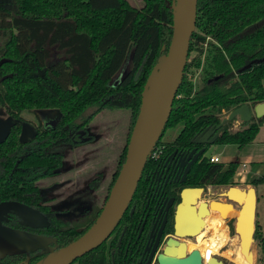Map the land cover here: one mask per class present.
Instances as JSON below:
<instances>
[{"label":"trees","instance_id":"trees-1","mask_svg":"<svg viewBox=\"0 0 264 264\" xmlns=\"http://www.w3.org/2000/svg\"><path fill=\"white\" fill-rule=\"evenodd\" d=\"M170 1L142 0L137 7L129 0H0V58H8L0 64V104L13 115L22 110L52 108L60 113L56 126L36 131L28 141L19 138V126L15 124L0 142V200L25 202L50 220L48 226H22L25 229L53 235L58 245H63L80 235L98 215L102 205L92 201L72 218L64 217L66 209L51 203L50 183L37 181L63 169L65 147L92 137L74 141L70 131L76 133L81 127L86 134L90 119L104 108H129L126 143L105 201L125 157L144 82L171 38ZM193 48L203 58L186 61L164 131L182 126L171 140L160 137L154 147L159 151L186 148L206 124L217 126L236 106L264 100V61L239 71L246 62L264 56V0H197L189 50ZM128 62L124 77L110 83ZM190 65L199 68L195 79L186 74ZM89 106L94 109L84 113ZM234 119L220 125L216 143L243 145L252 141L264 115L240 121L243 127L231 130ZM150 159L148 156L146 163ZM238 165V161L225 164L204 156L190 166L187 183H230ZM98 180L99 176L92 187ZM260 182L264 183V174L251 180L253 184ZM134 214L128 208L123 213L120 223H126L127 228L120 246L114 238L113 256L110 252L107 255L103 241L73 263L129 264L124 241L133 228ZM14 219L5 223L21 226ZM253 235L259 248L257 262L264 264V233L256 227ZM24 257L6 255L0 258V264H15ZM38 257L32 255L30 262Z\"/></svg>","mask_w":264,"mask_h":264},{"label":"water","instance_id":"water-1","mask_svg":"<svg viewBox=\"0 0 264 264\" xmlns=\"http://www.w3.org/2000/svg\"><path fill=\"white\" fill-rule=\"evenodd\" d=\"M168 5L172 9L171 38L166 52L158 56L144 82L139 109L127 141L124 160L98 215L80 235L63 245H58L53 235L5 223L10 215L14 214L19 217L20 224L24 226L44 227L50 224L46 214L19 200H0V258L12 254H25V257L15 264H71L77 257L101 244L118 224L129 206L147 158L164 131L173 99L183 76L192 33L195 29L197 0H171ZM7 59L6 57L0 58V64ZM262 61H264V56L253 58L243 64L239 71ZM128 68L129 62L118 70L110 83L116 84L121 80ZM262 115H264V100L255 104H241L221 118L217 125L218 130L212 136L207 139L212 133V130H208L205 137L193 138L192 141L212 143L217 139L220 125L226 120L238 118L240 121H249L253 117ZM9 128L10 120L0 119V142L8 135ZM26 135L27 129L23 125L19 138L24 140ZM203 151L204 148L197 151L193 148L180 162V165L184 167L182 179ZM199 190H202V187L187 186L181 189V200L177 203L175 212V228L179 235L184 233L179 230L182 225L194 224L193 228L186 233L196 234L204 223L201 218L199 222H193L191 218V212L195 209L197 201L193 195ZM219 193L226 200L212 199L209 203L202 201L199 202L198 208L202 209L204 215L210 214L214 206L218 208L220 214L226 213L228 208L234 209L233 216L226 215L224 218L234 219L233 229L239 238L240 251L248 262L253 263L254 254L251 244L254 241L256 189L253 185L247 187L229 185ZM132 210L133 206L130 212ZM176 243L178 241L174 238L167 240L163 251L158 254V264H203L197 250L192 249L186 253L185 244L180 242L177 247ZM32 255H40V257L30 262ZM205 264L226 263L222 258L212 255Z\"/></svg>","mask_w":264,"mask_h":264},{"label":"rangeland","instance_id":"rangeland-1","mask_svg":"<svg viewBox=\"0 0 264 264\" xmlns=\"http://www.w3.org/2000/svg\"><path fill=\"white\" fill-rule=\"evenodd\" d=\"M129 1L137 7L142 5V0ZM193 57H200L202 59L203 54L200 55L193 48L189 50L187 60ZM186 72L188 77L195 79L199 68L190 65L187 67ZM93 109L94 106H89L84 113L87 114V112ZM130 113L129 108H104L98 111L86 125L85 136H92L91 139L65 147L63 169L57 174L37 181L39 184L50 183L48 195L51 196V203L56 208L66 209L62 213L64 217L72 218L78 213L80 208L91 206L92 201L97 205H103L113 172L117 168L120 153L126 143ZM227 114H224L222 117L227 116ZM26 116L33 118V115L30 113H27ZM181 126L182 124H177L176 126L166 128L161 139L171 140L179 132ZM241 127H243V124L235 118L229 128L235 130ZM210 154H217L220 161L225 164L230 161L239 162L230 178L231 182L218 184V193L214 195L215 199L226 200L220 196L219 192L229 185L239 187L253 185L257 194L255 228L257 227V230L264 233V183H251L255 175L264 174V122L259 126V130L252 141L243 145L215 142L205 152L206 157ZM241 162H246V167H243ZM98 176L97 186L92 187L91 183ZM215 217L218 218L213 214L212 216H208L206 219L208 224L206 225V230L213 224L212 220ZM233 224V218H224L223 227L215 231L216 234L223 236V242L212 254H216V256L222 258L226 264L238 263L236 257L239 249V238L233 229ZM200 238L201 234L198 235L197 239L200 240ZM204 243H199L201 251ZM251 249L254 254L253 264H258L259 248L255 238L251 244ZM203 256L206 259L211 255L203 254ZM71 264L74 263L72 262Z\"/></svg>","mask_w":264,"mask_h":264},{"label":"flooded vegetation","instance_id":"flooded-vegetation-1","mask_svg":"<svg viewBox=\"0 0 264 264\" xmlns=\"http://www.w3.org/2000/svg\"><path fill=\"white\" fill-rule=\"evenodd\" d=\"M27 113L32 114L33 118L27 117ZM59 117L60 113L57 109L53 108L36 109L34 111L22 110L18 113V115H13L6 110L4 105L0 104V119L10 120L8 134L10 133L11 128L17 124L19 126L18 135L20 136L22 127L25 125L27 129V135L24 139L25 141L30 140L35 135L36 131L52 129L56 126ZM208 130H212V133L207 137V139L218 130V127L211 123L206 124L200 131L193 135L190 145L186 148L174 147L171 150H158L157 154L154 157L151 156V159L146 163V165H144L139 178L140 181L138 180V187L136 185L135 188L137 189L136 195L134 196V199L132 196L133 200L131 199V204L127 207L130 212V209L133 206L132 212H135L132 218L133 228H131L130 233L124 241V252L127 258L130 259L129 264H158V254L163 251L169 238H174L178 241V243H176L177 247H179L180 242H183L185 244L186 253H189L192 249L198 250L201 255L202 263L205 264L206 261H204V256L201 248L199 247V243L203 244L204 242H207L211 235V232L206 230L207 222H205L209 214L204 215L202 209L199 210L198 206L199 202L205 201L209 203L212 199H215L214 195L218 193V184H188V171L182 179L184 167L180 165V162L185 159L187 154L193 148H195V151L200 148H204L203 153L195 161L201 160L204 156H206V150L209 146L215 143V141L212 143L194 142L192 139L205 137ZM31 131L32 133L30 134ZM69 134L74 141L80 140L85 136L84 129L81 127L77 128L76 133H72L70 131ZM187 186L202 187V190H199L193 195L197 198V201L195 203V209L191 212V218L193 222H199L201 218L204 223L196 234L186 233L193 228L194 224L191 223V225H182L179 230L184 233L183 235H179L176 233L175 228V212L177 203L181 200V189ZM236 207L238 206L236 205ZM11 218H15V224H20L18 216L11 214L9 220ZM120 222L121 221L119 220L118 224L104 240L107 255H109L110 252L111 256H113L114 251L111 248L115 237H117L116 244L118 246H120L123 241L122 239L127 228V224H121ZM20 225L21 226L16 225L14 227L24 228L22 227L24 225ZM199 234H201L200 240L197 239Z\"/></svg>","mask_w":264,"mask_h":264},{"label":"bare ground","instance_id":"bare-ground-1","mask_svg":"<svg viewBox=\"0 0 264 264\" xmlns=\"http://www.w3.org/2000/svg\"><path fill=\"white\" fill-rule=\"evenodd\" d=\"M234 213H235V210L232 209V208H228L226 213H223V214H220V212H219V210H218V208L216 206H214L211 209V212H210L209 216H212V214H213V215H216L218 218H216V217L213 218V220H212L213 224L210 223L211 225L208 227V231H211L212 233H211L210 237L208 238V241L205 242L206 244L204 243V245L202 246L203 254L212 255V253L223 242V236L220 235V234H216L215 231L219 230L221 227H223V225H224V217L226 215L232 216ZM205 222H207V221H205ZM206 225H208V224L206 223ZM198 253H199V251H198ZM199 255H200V253H199ZM200 257H201V255H200ZM210 257L211 256H208L206 259H208ZM236 258H237L236 261L239 264H253V263L248 262L244 258L243 253L240 251V247H239V249L237 251V257ZM206 259L204 258V261H206Z\"/></svg>","mask_w":264,"mask_h":264},{"label":"built area","instance_id":"built-area-1","mask_svg":"<svg viewBox=\"0 0 264 264\" xmlns=\"http://www.w3.org/2000/svg\"><path fill=\"white\" fill-rule=\"evenodd\" d=\"M158 150H159V148H154V149L150 152L149 156L154 157V156L157 154V151H158ZM208 159H209L210 161H220V158H219V156H218L217 154H211V155H209V156H208ZM241 164H242L243 167L245 166V163H244V162L241 163Z\"/></svg>","mask_w":264,"mask_h":264},{"label":"crops","instance_id":"crops-1","mask_svg":"<svg viewBox=\"0 0 264 264\" xmlns=\"http://www.w3.org/2000/svg\"><path fill=\"white\" fill-rule=\"evenodd\" d=\"M237 119H238V118H237ZM239 121H240V120H239ZM210 155H211V154H210ZM241 163H243V162H241ZM244 163H245V166H244V167H246V162H244ZM255 176H256V175H255ZM220 246H221V245H220ZM220 246H219V247H220ZM237 264H239V263H237Z\"/></svg>","mask_w":264,"mask_h":264}]
</instances>
